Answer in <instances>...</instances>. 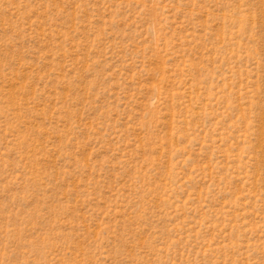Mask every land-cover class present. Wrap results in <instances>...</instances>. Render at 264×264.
Segmentation results:
<instances>
[{
  "label": "rangeland",
  "instance_id": "rangeland-1",
  "mask_svg": "<svg viewBox=\"0 0 264 264\" xmlns=\"http://www.w3.org/2000/svg\"><path fill=\"white\" fill-rule=\"evenodd\" d=\"M0 264H264V0H0Z\"/></svg>",
  "mask_w": 264,
  "mask_h": 264
}]
</instances>
